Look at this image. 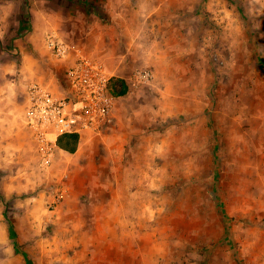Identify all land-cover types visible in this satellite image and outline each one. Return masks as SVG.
I'll use <instances>...</instances> for the list:
<instances>
[{"label": "rangeland", "instance_id": "rangeland-1", "mask_svg": "<svg viewBox=\"0 0 264 264\" xmlns=\"http://www.w3.org/2000/svg\"><path fill=\"white\" fill-rule=\"evenodd\" d=\"M29 2L0 0V264H264V0ZM78 55L130 90L46 164L26 86Z\"/></svg>", "mask_w": 264, "mask_h": 264}, {"label": "built area", "instance_id": "built-area-1", "mask_svg": "<svg viewBox=\"0 0 264 264\" xmlns=\"http://www.w3.org/2000/svg\"><path fill=\"white\" fill-rule=\"evenodd\" d=\"M49 50L66 58L68 45L57 39L55 31L47 33ZM150 70L137 71L138 84L149 80ZM112 78L101 61L78 55L65 74V93L55 92L38 80L26 86V108L23 121L37 143L43 163H51L59 137L67 134H100L114 118L116 96L109 89ZM58 198L64 197L58 194Z\"/></svg>", "mask_w": 264, "mask_h": 264}, {"label": "trees", "instance_id": "trees-1", "mask_svg": "<svg viewBox=\"0 0 264 264\" xmlns=\"http://www.w3.org/2000/svg\"><path fill=\"white\" fill-rule=\"evenodd\" d=\"M108 85L110 91L116 97L126 95L130 89L127 80L122 77H112ZM80 139L79 134H67L59 137L57 144L61 149L70 153H75L79 147Z\"/></svg>", "mask_w": 264, "mask_h": 264}, {"label": "crops", "instance_id": "crops-1", "mask_svg": "<svg viewBox=\"0 0 264 264\" xmlns=\"http://www.w3.org/2000/svg\"><path fill=\"white\" fill-rule=\"evenodd\" d=\"M31 2H32V0H31ZM29 0H21V6H20V9H21V13H22V17H23V19L22 20H25L24 18H25V14H24V12H26V13H28V9H27V7L28 6H31V3H30V5H29ZM35 4V3H34ZM34 4H32V8H33V16L34 15H37V13L35 14V12H37V7L34 5ZM24 22V21H23ZM21 46V45H20ZM2 51V48L0 47V52ZM22 53H23V57L24 58H26L27 57V59L29 58V60L31 61V56L33 55V53H32V51H31V47L29 46V44H26V46H24L23 47V49H22ZM1 58V57H0ZM29 62V61H28ZM30 63V62H29ZM143 70H147V69H143ZM140 71H142V70H140ZM110 72V71H109ZM110 74H112L111 72H110ZM118 77H120V76H118ZM122 78H124V79H126L125 77H122ZM127 80V79H126ZM140 84H142V83H140ZM130 90V89H129ZM127 95V94H126ZM125 96V95H124ZM124 96H121L120 98H122V97H124ZM116 99H117V97H116ZM27 104V103H26ZM26 104H25V106H24V109H23V112H22V118H23V115H24V110H25V108H26ZM117 103H116V101H115V107L117 106L116 105ZM115 107H114V111H115ZM114 111H113V114H114ZM23 120V119H22ZM83 137H89L88 135H84Z\"/></svg>", "mask_w": 264, "mask_h": 264}]
</instances>
